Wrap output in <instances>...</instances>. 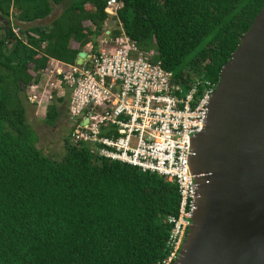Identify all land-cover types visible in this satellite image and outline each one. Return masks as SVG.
<instances>
[{
    "label": "trees",
    "instance_id": "16d2710c",
    "mask_svg": "<svg viewBox=\"0 0 264 264\" xmlns=\"http://www.w3.org/2000/svg\"><path fill=\"white\" fill-rule=\"evenodd\" d=\"M65 1L0 0V264H163L171 251L168 218L179 210L177 185L98 157L84 143L65 140L56 161L36 147L27 123L26 87L38 81L50 59L74 64L79 52L93 51L109 18V0H71L49 26L21 29L15 23L43 20L52 5ZM115 1L127 37L141 51H154L153 61L185 84H217L264 5ZM64 106L65 99L48 104L42 115L47 126Z\"/></svg>",
    "mask_w": 264,
    "mask_h": 264
},
{
    "label": "built area",
    "instance_id": "2783aa9c",
    "mask_svg": "<svg viewBox=\"0 0 264 264\" xmlns=\"http://www.w3.org/2000/svg\"><path fill=\"white\" fill-rule=\"evenodd\" d=\"M120 8L109 0L96 47H88L81 66L50 59L37 82L24 92L29 105L44 115L48 104L65 99L70 142L84 143L98 157L154 173L177 185L180 204L168 238L170 254L179 255L191 223L197 194L190 172L192 138L206 123L216 83L195 79L187 84L165 71L154 51H141L124 33ZM119 35L114 37V32ZM15 33L17 31L14 30Z\"/></svg>",
    "mask_w": 264,
    "mask_h": 264
},
{
    "label": "water",
    "instance_id": "95a60500",
    "mask_svg": "<svg viewBox=\"0 0 264 264\" xmlns=\"http://www.w3.org/2000/svg\"><path fill=\"white\" fill-rule=\"evenodd\" d=\"M86 58L79 52L75 64ZM191 147L198 196L172 264H264V5L223 66Z\"/></svg>",
    "mask_w": 264,
    "mask_h": 264
},
{
    "label": "rangeland",
    "instance_id": "374dc122",
    "mask_svg": "<svg viewBox=\"0 0 264 264\" xmlns=\"http://www.w3.org/2000/svg\"><path fill=\"white\" fill-rule=\"evenodd\" d=\"M69 2H71V0H66L57 6L52 5L51 14L43 20L35 21L31 24L15 23L21 29H27L33 26H49L51 22L62 13ZM42 113L43 111L40 108L37 109L33 105L26 104L27 123L38 138L36 147L40 149L44 155L56 161H60L65 152L64 142L65 140L70 141L69 138L71 132L65 106L63 114L53 126L46 125L42 119Z\"/></svg>",
    "mask_w": 264,
    "mask_h": 264
}]
</instances>
